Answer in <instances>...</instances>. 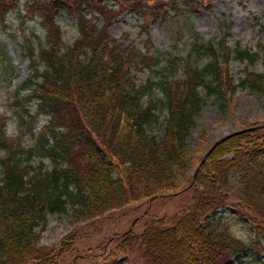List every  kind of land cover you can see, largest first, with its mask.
<instances>
[{
  "label": "trees",
  "instance_id": "16d2710c",
  "mask_svg": "<svg viewBox=\"0 0 264 264\" xmlns=\"http://www.w3.org/2000/svg\"><path fill=\"white\" fill-rule=\"evenodd\" d=\"M194 1L25 0L24 13L40 16L46 41L23 49L29 74L13 91L17 134L6 133V116L0 111V264L53 262V248L39 243L36 230L47 212L69 208L71 221L77 223L145 203L144 214H149L159 197L189 187L192 202L171 214L170 225L145 221L137 232L134 227L142 218L135 220L130 229L114 232L91 250H76L73 264L94 249L106 248L107 254L114 253L108 256L112 261L121 256L123 264H240L249 250L256 258L264 253L258 235L264 233V125L242 131L229 158L222 157L221 149L203 164L188 149L203 102L199 86L223 101L236 87L264 95V73L247 69L234 82L227 68L231 53L253 62L258 52L232 49L221 36L219 48L212 42L195 45V51L209 52L212 58L202 67L167 55L156 78L137 83L132 65L150 66L158 54L137 49L126 34L116 38L109 32L124 10L142 12L146 25L156 18L185 16L201 3ZM19 5L20 0H0V24ZM61 13L77 27L78 36L68 45L54 18ZM180 63L183 76L171 77ZM163 108V131L149 133ZM40 115L47 122L34 130ZM25 131L34 138L28 146L21 142ZM195 162L198 167L191 172ZM228 201L256 229L248 241L233 235L230 222L216 214Z\"/></svg>",
  "mask_w": 264,
  "mask_h": 264
},
{
  "label": "rangeland",
  "instance_id": "374dc122",
  "mask_svg": "<svg viewBox=\"0 0 264 264\" xmlns=\"http://www.w3.org/2000/svg\"><path fill=\"white\" fill-rule=\"evenodd\" d=\"M197 1L201 3H198L195 11H185V16L180 15L174 20L156 18L145 25V15L142 12L124 10L111 22L108 28L113 37L119 38L126 34L137 49L144 51L147 48L152 54H158V61L150 66L136 63L132 65L131 73L137 83L156 78L162 71L167 55L187 58L196 67H202L212 58L209 52L195 51V45L212 42L219 48L221 36L232 49L240 46L258 52V57L253 62L237 58L231 53L227 68L234 82H238L247 69L264 73V0H209L206 3H203V0H195L196 5ZM25 9V0H20L19 10L10 12L5 18V23L0 24V111L6 116L5 131L9 135L19 131L13 91L29 74V57L23 49H35L39 43L46 41V27L40 16L37 14L30 17L24 13ZM54 18L57 19L55 21L63 43L70 44L78 36L73 18L62 13ZM181 76L183 65L180 63L171 77ZM198 90L203 102L195 115V124L189 139V153L195 161H201L203 164L221 149L222 155L224 154L221 156L229 158L232 155V144L242 131L253 128L252 126L264 125V95L260 96L249 88L236 87L227 93L228 99L223 101L214 93H208L203 86H199ZM26 93L22 91L20 96H25ZM154 93L161 96L158 90ZM28 105L31 110L34 109L35 104L31 100ZM165 117L166 110L163 108L160 110L158 121L148 126L147 131L160 134ZM45 122L46 116H38L34 130ZM33 140L30 132L21 134L23 145L28 146ZM44 161L48 163L46 158ZM197 165L195 162L191 166V172ZM188 190L190 191L183 189L173 195L159 197L153 202L149 214H144V208L147 206L145 203H130L91 220L81 221L82 223L71 221L69 208L65 213L47 212L44 223L41 222L42 227L41 224L36 227L40 232L39 243L54 250L53 262L49 264H73L76 250H91L95 244L107 241L114 232L130 229L135 220L142 218L134 227L137 232L143 229L145 221L150 223L156 220L170 225L171 214L181 211L192 202L191 187ZM216 214L230 222V230L238 238L248 241L255 236L256 229L251 227L250 218L235 203L228 201L219 206ZM258 235L264 241V233L258 232ZM94 252L88 257H79L76 264H100L104 257L114 256V253L107 254V248L94 249ZM104 262L103 264H121L123 258L117 256L115 261H112V258L108 257ZM240 264H264V253L256 258L255 252L249 250Z\"/></svg>",
  "mask_w": 264,
  "mask_h": 264
},
{
  "label": "water",
  "instance_id": "95a60500",
  "mask_svg": "<svg viewBox=\"0 0 264 264\" xmlns=\"http://www.w3.org/2000/svg\"><path fill=\"white\" fill-rule=\"evenodd\" d=\"M263 125V124H262ZM252 127H255V126H252Z\"/></svg>",
  "mask_w": 264,
  "mask_h": 264
}]
</instances>
